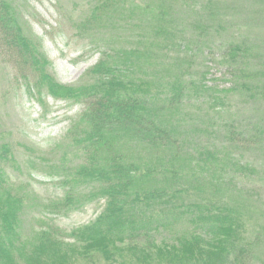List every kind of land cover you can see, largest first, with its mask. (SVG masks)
I'll return each instance as SVG.
<instances>
[{"label": "rangeland", "instance_id": "1", "mask_svg": "<svg viewBox=\"0 0 264 264\" xmlns=\"http://www.w3.org/2000/svg\"><path fill=\"white\" fill-rule=\"evenodd\" d=\"M12 1L27 33L39 41L50 63L48 74L59 85L77 88L91 82L87 75L105 58L104 47L110 54L108 61H114L116 74L127 70L135 73L149 91L168 88L173 79L175 83L194 82L197 93L188 94L169 117L168 125L183 143L176 165L187 169L189 175L197 174L202 166L197 159L213 147L223 148L220 157L225 161L216 171L188 178L191 191L181 193L179 202L204 204L213 199L215 205L232 212L242 243L253 245L254 264H264V245L258 243V236L264 234V105L256 98L252 100L242 88L237 89L239 78L244 80L243 71L248 67L257 70L263 63L264 4L259 0H135L136 4L129 5L127 0H114L111 7L95 11L104 0ZM165 11L170 19L162 22L161 13ZM209 14L215 18L213 22ZM203 22L210 27L205 37H199L196 29ZM157 30L161 36L154 34ZM233 46L248 50L246 57L242 50L237 65L241 72L236 74L228 56ZM121 51L132 54L118 64L116 54ZM175 58L183 66L194 64L192 77H186L181 66L176 67ZM94 82L93 78L91 84ZM30 87V80L20 77L0 50V143L10 146L16 160V164H8L6 174L21 185L17 194L23 196L24 191L19 232L20 240L30 239L27 248L32 246L39 227L55 226L65 231L62 236L69 235L94 222L105 206L101 197L89 199L92 190L80 184L71 192L79 200L75 208L59 215L49 208L64 200L65 175L80 163L69 156L74 145L69 142L73 141L72 124L80 123L85 106L55 99L46 91L32 92ZM229 131L236 134L232 148L226 143ZM123 146L129 153L123 156L142 168H154L153 163L160 158L139 144ZM34 157L41 163H31ZM163 237L170 235L164 233ZM66 240L65 244L73 243ZM61 250L64 256L67 249ZM65 264L90 263L71 260ZM93 264L104 262L96 260Z\"/></svg>", "mask_w": 264, "mask_h": 264}, {"label": "trees", "instance_id": "2", "mask_svg": "<svg viewBox=\"0 0 264 264\" xmlns=\"http://www.w3.org/2000/svg\"><path fill=\"white\" fill-rule=\"evenodd\" d=\"M111 1L114 0H104L95 11L111 7ZM127 1L131 2L129 5L136 4L135 0ZM259 1L264 4V0ZM212 16H208L211 22L215 20ZM22 19L12 0H0L2 53L20 77L30 80L32 92L46 91L55 99L81 102L85 106L80 123L72 124L73 141L69 142L74 144L69 156L80 163L65 175L64 200L54 202L49 208L57 215L75 208L79 200L71 192L80 184L92 190L89 199L101 197L105 206L94 222L74 229L69 235L62 236L65 231L55 226L39 227L32 246L27 248L30 239L20 240L19 232L26 201L24 191L23 196L15 192L22 187L10 180L6 167L16 164V160L10 146L0 143V264H48L49 261L65 264L71 260H87L90 264L96 260L104 264H132L133 261L135 264H254L253 245L242 243L236 215L215 205L213 199L204 204L179 202L181 193L191 191L188 178L196 179L203 171H216L225 161L220 157L223 148L213 147L197 159L202 164L197 174L189 175L187 169L176 165L183 153V143L168 125L169 117L188 94L197 93L194 82L175 83L173 79L168 88L149 91L135 73L118 70L116 74L112 67L114 61H108L110 54L104 47L105 58L87 75L91 82L77 88L59 85L48 74L50 63L39 41L27 33ZM169 19L167 11L161 13L160 21ZM209 27L210 24L201 23L196 29L200 31L198 36L205 37ZM154 34L161 36L162 32L157 30ZM242 50L246 57L247 49L239 46L229 49L235 74L241 72L237 65ZM132 51L117 53L118 64L124 56H131ZM175 60L176 67L181 66L187 72L185 76L192 77L194 64L183 66L181 60ZM248 68L243 71L244 80L239 78L237 89L242 88L252 100L256 98L264 105V58L257 70ZM93 78L95 82L91 84ZM229 132L226 143L232 148L236 134ZM126 144H139L152 150L160 157L153 163L155 167L142 168L128 160L123 156L129 154L123 146ZM8 155L12 158L8 159ZM31 163L41 162L34 157ZM164 233L170 237L164 238ZM66 239L73 243L65 244ZM258 243L264 245V234L258 236ZM63 248L67 251L61 256Z\"/></svg>", "mask_w": 264, "mask_h": 264}]
</instances>
